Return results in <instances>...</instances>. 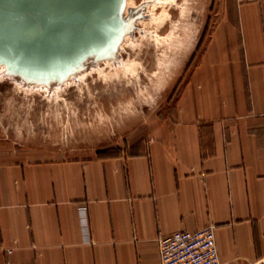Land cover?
Instances as JSON below:
<instances>
[{
  "label": "crops",
  "instance_id": "1",
  "mask_svg": "<svg viewBox=\"0 0 264 264\" xmlns=\"http://www.w3.org/2000/svg\"><path fill=\"white\" fill-rule=\"evenodd\" d=\"M215 6L146 139L66 159L0 141V264H161L160 236L209 224L221 264H264V0Z\"/></svg>",
  "mask_w": 264,
  "mask_h": 264
},
{
  "label": "rangeland",
  "instance_id": "2",
  "mask_svg": "<svg viewBox=\"0 0 264 264\" xmlns=\"http://www.w3.org/2000/svg\"><path fill=\"white\" fill-rule=\"evenodd\" d=\"M135 1L139 4L142 0ZM177 3L169 8V19L155 29L158 41L152 37L153 23L143 39L140 34L145 31L140 32L137 26L132 33L134 42L126 43L120 53L123 59H135L132 66L138 75L111 76L113 71L105 66L106 74L89 70L82 81L54 91L1 76L0 141L28 159H66L115 153L128 143L146 139L151 122L169 107L179 90L180 78L203 43L208 42L218 20L215 0ZM181 5L185 6L184 17L179 14ZM170 18L179 19V36L184 39L188 35L184 43L174 46L163 39L171 28ZM186 20L190 30L185 33ZM172 59L169 69L156 78L162 62Z\"/></svg>",
  "mask_w": 264,
  "mask_h": 264
},
{
  "label": "water",
  "instance_id": "3",
  "mask_svg": "<svg viewBox=\"0 0 264 264\" xmlns=\"http://www.w3.org/2000/svg\"><path fill=\"white\" fill-rule=\"evenodd\" d=\"M145 3L0 0V68L24 85L53 89L103 60H117Z\"/></svg>",
  "mask_w": 264,
  "mask_h": 264
},
{
  "label": "bare ground",
  "instance_id": "4",
  "mask_svg": "<svg viewBox=\"0 0 264 264\" xmlns=\"http://www.w3.org/2000/svg\"><path fill=\"white\" fill-rule=\"evenodd\" d=\"M141 2H144L145 3V10H144V13L145 14H144V17L138 19L136 21V23H137V26L139 28V31L141 29H143L145 31V33H143V34L141 33L140 34V37L142 39L143 38H146V36L148 35V30L151 31L150 30L151 27H154L153 30H154L155 33H154V35H152V37L154 38V40H157L158 41V39H159L158 35L159 34H158L157 30H158V28L160 26H162V24L164 23L165 20L169 19V17H170L169 8H171L172 6L177 5L178 4L177 3V0H142ZM127 4L130 5V6H132V7H135V6L138 5V3L135 0H127ZM179 9H180L179 10L180 17H184L185 6H182L181 5V6H179ZM191 16L192 15H190V17H189L190 20H192L191 19ZM170 22H171L170 31L167 34V36L165 38H163V39H165L168 42L172 43L174 46L177 45V43H184V40H187L186 38H188V35L186 34V38L184 37V39H183V37H181V36H179L177 34V27H178V24L180 23L179 19L175 20V19L170 18ZM151 23H153V26H151ZM189 25H190L189 22L186 20V22H185V24L183 26V29L185 30V33L186 32H189V30H190V26ZM155 29H157V30H155ZM161 37H163V36H161ZM133 40H134V36L132 34H126L125 37H124V40L120 44V47H119V55H118V59L117 60H115V61L114 60H103V61H100V62L96 63L95 65L89 67L88 69H86V70L78 73L77 75L71 76L64 83L54 86L53 87V91L54 90H59L62 86H64L65 84H69L70 82H74V81L77 82V81H80V80L82 81V78L84 77L85 72L87 73L89 70H93V72L94 71H97L99 73H103L104 74L105 73L104 72V67L105 66L111 68V70L113 71L112 73H110L111 76H114V75L117 76V74L120 73V74L124 75V77H125L126 75H128V73H131V74L137 73L136 72V69L133 68V66L135 64V59H133L131 56H128L127 59H123L124 57L123 58L120 57V53L122 52V50H123L124 46L126 45V43L134 42ZM163 42H165V41H163ZM163 56H164V53H163ZM161 58L163 59V57H161ZM157 61H159V59ZM172 61H173V59L171 61L170 60H167V61H163L162 62L161 68H159L158 71H156V73L154 74V75H156V78L159 77L158 74L162 70L169 69L168 66H169V64ZM137 75H138V73H137ZM1 76H5V75H3L2 68H0V77ZM20 84H21V82H20ZM136 84H137V82H136ZM28 87H40V88H43V89L48 90L47 87L42 86V85H31V86L28 85ZM145 92H146V90H145ZM137 93H138V91H137Z\"/></svg>",
  "mask_w": 264,
  "mask_h": 264
},
{
  "label": "built area",
  "instance_id": "5",
  "mask_svg": "<svg viewBox=\"0 0 264 264\" xmlns=\"http://www.w3.org/2000/svg\"><path fill=\"white\" fill-rule=\"evenodd\" d=\"M161 264H221L212 224L158 238Z\"/></svg>",
  "mask_w": 264,
  "mask_h": 264
}]
</instances>
